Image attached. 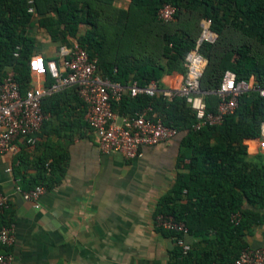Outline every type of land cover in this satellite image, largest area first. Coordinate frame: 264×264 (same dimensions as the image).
Wrapping results in <instances>:
<instances>
[{"label": "trees", "instance_id": "trees-1", "mask_svg": "<svg viewBox=\"0 0 264 264\" xmlns=\"http://www.w3.org/2000/svg\"><path fill=\"white\" fill-rule=\"evenodd\" d=\"M115 2L34 0L35 11L31 12L29 0H0V82L12 67L22 89L28 88L32 79L29 61L35 47L29 28L36 12L43 15L40 25L53 40L63 43L77 37L82 24L88 26L78 37L80 46L98 60L105 76L127 87L134 81L145 86L153 80L164 87L165 75L187 73V55L197 47L208 60L200 78L202 90H217L227 70L234 71L238 80L254 76L264 87V0H130L128 7ZM165 4L176 8L174 18L179 22L174 29L166 28L169 21L159 17ZM51 10L58 12L57 18L46 16ZM196 18L210 22V29L217 34L215 40L205 39L199 45ZM53 82L48 75L46 84ZM205 100L214 111L220 99L208 93ZM147 107H152L151 115L157 114L165 125L179 130L178 161L183 168L173 187L158 201L154 216L174 215L186 223L189 236L199 239L185 252L177 244V232L158 228L176 241L169 264L232 261L249 246L246 232L264 221V162L249 157L246 143L261 136L264 96L257 90L243 93L237 110L222 124L200 130L193 128L196 115L184 97L168 99L164 94L132 95L128 91L121 100L113 101L120 115H133ZM42 108L49 118L38 136L52 123L62 125L58 134L70 129L63 133L70 138L77 131L75 124L91 128L84 119L87 107L77 86L45 97ZM50 149L40 153L36 176L20 179L24 190L37 185L50 190L61 183L67 154L55 151L52 144ZM13 220L9 208L0 218V226ZM5 250L7 247L0 245V252Z\"/></svg>", "mask_w": 264, "mask_h": 264}, {"label": "crops", "instance_id": "crops-1", "mask_svg": "<svg viewBox=\"0 0 264 264\" xmlns=\"http://www.w3.org/2000/svg\"><path fill=\"white\" fill-rule=\"evenodd\" d=\"M46 16L57 18L58 12L51 10ZM42 17L35 12L29 28L35 38L32 55L61 63L63 50L80 45L78 37L88 26L82 24L78 36L63 43L40 25ZM162 81L168 88L182 77L167 74ZM33 83L46 84L47 76L35 77ZM62 128L60 123L49 124L38 136L40 143L21 142L17 153L0 155V185L10 197L16 227L15 241L7 247L14 256L12 264H169L176 241L158 229L154 213L183 169L178 161L180 139L144 147L139 157L127 159L102 152L89 127L75 124L71 138L63 135L68 128L57 133ZM51 144L67 154L66 173L40 197L37 207L18 186L22 177L36 176L37 159L53 150ZM247 144L250 155L258 153L256 144ZM187 238L191 244L199 242L194 236ZM244 239L248 247L264 246V221L253 224Z\"/></svg>", "mask_w": 264, "mask_h": 264}, {"label": "built area", "instance_id": "built-area-1", "mask_svg": "<svg viewBox=\"0 0 264 264\" xmlns=\"http://www.w3.org/2000/svg\"><path fill=\"white\" fill-rule=\"evenodd\" d=\"M31 12L35 11L34 0H29ZM176 8L165 4L159 10V17L164 21L174 18ZM18 55V53H15ZM61 63L55 59H47L41 54L32 55L29 61L33 80L28 88L22 89L13 68H8L5 77L0 82V155L17 153L20 143L34 145L38 134L49 114L44 112L42 103L45 97L77 86L79 95L87 107L85 119L96 133L98 145L104 153H119L127 159H134L142 154L147 146H156L175 139L179 130L167 126L157 114H152V107H147L133 115H120L113 108V101H119L130 91L132 95L147 94L154 96L164 94L168 99L175 96L184 97L196 115L193 125L195 130L207 126L222 124L226 116L234 113L239 107V97L248 91L257 90L264 96L262 87L255 77L237 79L232 70L224 72L219 87L215 91H204L200 86V78L208 60L199 52L198 47L189 52L186 58L187 73L179 74L182 81L173 87H161L156 80L148 85L139 86L134 81L130 86L112 81L101 71L98 60L80 45L63 50ZM50 75L51 84H35V77ZM215 93L219 96L216 110L208 109L205 95ZM258 152H264V123L261 136L254 139ZM18 190L27 200L35 201L40 206L39 199L47 191L43 185H37L24 190L20 185ZM11 207L10 197L0 185V218ZM238 221V214L233 216ZM155 222L158 228L177 232V244L185 252L191 249L188 241L189 228L184 221L178 220L172 214L160 213ZM15 223L0 226V245L9 247L15 241ZM13 254L5 250L0 252V264H12ZM222 264H264V246L247 247L232 261Z\"/></svg>", "mask_w": 264, "mask_h": 264}, {"label": "rangeland", "instance_id": "rangeland-1", "mask_svg": "<svg viewBox=\"0 0 264 264\" xmlns=\"http://www.w3.org/2000/svg\"><path fill=\"white\" fill-rule=\"evenodd\" d=\"M130 3V0H120V2L118 3L119 6L121 7H128ZM197 21V31H198V42L201 39V37L204 36H208V34H210V36L205 37L207 38V40H211L212 39H216L217 38V34L215 32H213L210 29V22L201 18H196ZM179 22V18H173L172 20H170L169 22H167L165 25L166 28L170 27L171 29H174V25L175 23ZM182 23V22H181ZM247 143L253 145L256 144L257 142L254 139H249L246 141ZM250 158L260 161V162H264V152H258L254 155H249Z\"/></svg>", "mask_w": 264, "mask_h": 264}, {"label": "water", "instance_id": "water-1", "mask_svg": "<svg viewBox=\"0 0 264 264\" xmlns=\"http://www.w3.org/2000/svg\"><path fill=\"white\" fill-rule=\"evenodd\" d=\"M205 39H207V38H205V36L203 35L202 37H201V39L199 40V45L202 43V41L203 40H205Z\"/></svg>", "mask_w": 264, "mask_h": 264}, {"label": "bare ground", "instance_id": "bare-ground-1", "mask_svg": "<svg viewBox=\"0 0 264 264\" xmlns=\"http://www.w3.org/2000/svg\"><path fill=\"white\" fill-rule=\"evenodd\" d=\"M208 36H210V34H208ZM208 36H205V37H208Z\"/></svg>", "mask_w": 264, "mask_h": 264}]
</instances>
